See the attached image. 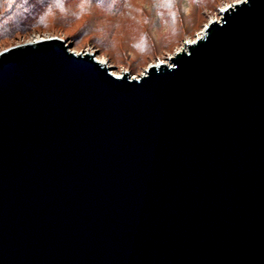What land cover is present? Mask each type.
I'll return each mask as SVG.
<instances>
[{
	"label": "water",
	"instance_id": "95a60500",
	"mask_svg": "<svg viewBox=\"0 0 264 264\" xmlns=\"http://www.w3.org/2000/svg\"><path fill=\"white\" fill-rule=\"evenodd\" d=\"M169 62L0 52V264H264V0Z\"/></svg>",
	"mask_w": 264,
	"mask_h": 264
},
{
	"label": "rangeland",
	"instance_id": "374dc122",
	"mask_svg": "<svg viewBox=\"0 0 264 264\" xmlns=\"http://www.w3.org/2000/svg\"><path fill=\"white\" fill-rule=\"evenodd\" d=\"M243 0H91L79 18L51 19L39 0H0V52L50 38L69 50L91 53L115 75L140 77L151 65L170 64L220 20L221 12ZM48 0H44L46 4ZM76 0H67L69 6Z\"/></svg>",
	"mask_w": 264,
	"mask_h": 264
},
{
	"label": "clouds",
	"instance_id": "9594fccd",
	"mask_svg": "<svg viewBox=\"0 0 264 264\" xmlns=\"http://www.w3.org/2000/svg\"><path fill=\"white\" fill-rule=\"evenodd\" d=\"M39 2L43 4V14L53 20L68 17L77 19L79 17L76 14L80 11L82 4L91 7V0H76L71 6L68 5L67 0H48L46 4H44V0H39Z\"/></svg>",
	"mask_w": 264,
	"mask_h": 264
},
{
	"label": "bare ground",
	"instance_id": "6f19581e",
	"mask_svg": "<svg viewBox=\"0 0 264 264\" xmlns=\"http://www.w3.org/2000/svg\"><path fill=\"white\" fill-rule=\"evenodd\" d=\"M99 61V60H98ZM99 62H101V61H99ZM101 63H103V62H101ZM159 64V63H158ZM158 64H156V65H158ZM166 64V63H165Z\"/></svg>",
	"mask_w": 264,
	"mask_h": 264
}]
</instances>
